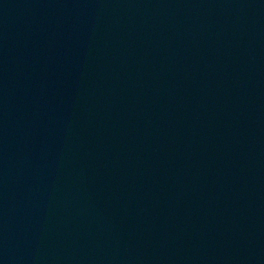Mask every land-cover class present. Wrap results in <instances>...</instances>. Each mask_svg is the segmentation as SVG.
Segmentation results:
<instances>
[{"label": "water", "instance_id": "1", "mask_svg": "<svg viewBox=\"0 0 264 264\" xmlns=\"http://www.w3.org/2000/svg\"><path fill=\"white\" fill-rule=\"evenodd\" d=\"M55 0H0V34Z\"/></svg>", "mask_w": 264, "mask_h": 264}]
</instances>
